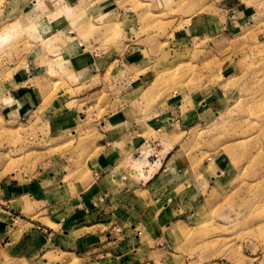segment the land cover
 <instances>
[{
	"label": "rangeland",
	"instance_id": "rangeland-1",
	"mask_svg": "<svg viewBox=\"0 0 264 264\" xmlns=\"http://www.w3.org/2000/svg\"><path fill=\"white\" fill-rule=\"evenodd\" d=\"M35 1L0 0V263H12L9 252L22 264L64 263L56 248L23 255L29 231L50 228L43 186L82 194L109 174L92 167L111 149L108 119L127 108L152 123L172 99L175 125L132 126L111 173L147 200L148 186H170L164 203L180 197L171 212L181 240L149 249L176 254L158 255L162 264H264V0ZM71 31L101 43L85 56L119 61L82 73ZM154 196L143 211L162 209ZM98 231L115 243L141 235L128 221Z\"/></svg>",
	"mask_w": 264,
	"mask_h": 264
},
{
	"label": "crops",
	"instance_id": "crops-1",
	"mask_svg": "<svg viewBox=\"0 0 264 264\" xmlns=\"http://www.w3.org/2000/svg\"><path fill=\"white\" fill-rule=\"evenodd\" d=\"M32 3L35 5L36 1L32 0ZM62 11L63 10L56 13V19L61 25L60 32L62 33L59 36L60 39H63L65 35L64 30L69 29L67 19H65L66 16H64ZM54 14L55 12L52 13V15ZM127 22H130V20L123 19L122 25L125 26ZM76 30H78L77 27ZM68 33L71 39L74 40L76 38L77 44L81 47V51H79L78 54L85 60L80 67L82 73L92 68L95 63L96 66H99L100 63L107 62L109 64L107 68H109L110 63L113 64L115 61H119L115 59V57H111V54L105 55L101 53L100 55L97 54V57L91 55V58L85 56L86 49L89 50L90 47L98 49L101 47V43L96 39L86 42V40L78 39L75 33L74 36H72V31ZM59 45L61 44H57L58 47ZM75 46L76 44L74 43L72 49L73 52L77 53L78 50L74 48ZM123 57V60L127 61L126 56ZM97 62L99 63L98 65ZM29 80H31L30 76ZM25 83L26 82L20 83V85L17 84V87ZM5 100L11 101L10 98ZM178 105L177 101H173L172 99L169 100L166 103V107H163L157 113L156 116L158 119L154 118L152 123H150L148 119L146 123H142L143 125L138 123L141 116L138 113L130 112L127 108H125L123 114H114L112 116L113 118H109L108 126L111 130L108 134V141L111 145V149L102 153L97 162L92 163V167H94L97 173L108 170L109 174L102 175L90 186H84L82 188V194L80 195L71 196L70 193H62L60 198L56 196L58 191L55 187L49 186L46 182V185L42 188L43 197L40 199L42 203H46L50 207L51 214L46 217L50 228H38V231H29V239H27L28 248L26 252L23 251V255L27 257L34 256L35 258V254L41 251L39 247L44 249L56 248L60 252V257L65 258L64 263L57 261L56 264H162V258L158 257V255L163 253L167 257L169 255L170 257L175 256L176 254L164 252L163 249L159 247H156L155 250H150L148 244L154 243L155 241L157 242L159 239H164L163 237L172 241L181 237L182 229L177 227V222L180 220L176 218L177 215L174 214L175 211L173 213L171 212L173 211L171 206L175 207V204H173L174 200L177 202L180 197H168V201L172 202L171 205L164 203V195L162 197L160 193H164L167 190L166 187L170 186H156V190L153 186H148L149 191L147 190V200L146 197H141V192H139H144L146 191L145 189L139 188L138 190L131 191L128 189L126 183L122 182L117 176L111 173L115 172L119 167V154L121 153V149L128 148V144L132 142L133 138L131 137V132L133 131H131L130 128H132V126L138 128L143 126L158 127L159 125H162L163 128L164 126L172 127L175 123H173V119H171L170 116L175 115L176 109L179 108ZM164 121L168 123L165 125ZM172 187L173 186H171V189ZM153 194L157 195L156 197L154 196L155 203L158 202L159 196L162 197L163 201L162 209H159L156 204L155 214L150 211H143V207L151 200V195ZM140 197L142 199H140ZM115 221L119 223L128 221L131 223L132 229L135 231L138 230L141 235L130 236L127 240L115 243L110 234H99L100 230L98 231V227L100 224L107 225ZM26 223L29 227L26 226ZM31 225L33 224L25 221L22 228L30 230ZM7 230V224L0 219V243L3 239L2 237L7 233ZM37 249L39 250L37 251ZM8 254L17 256V254L13 252H9ZM15 256L12 257L11 264H16V262L17 264H22L19 261V255L17 257ZM170 257L169 260L172 261L173 258L170 259ZM45 263L47 264L46 261ZM171 264L178 263L173 260Z\"/></svg>",
	"mask_w": 264,
	"mask_h": 264
},
{
	"label": "bare ground",
	"instance_id": "bare-ground-1",
	"mask_svg": "<svg viewBox=\"0 0 264 264\" xmlns=\"http://www.w3.org/2000/svg\"><path fill=\"white\" fill-rule=\"evenodd\" d=\"M146 153V152H145ZM146 155V154H145ZM147 157V156H146ZM142 158V157H141ZM141 158H139V159H141ZM144 158V157H143ZM143 158H142V160H143ZM144 162H142L141 160L138 162H136V165L135 166H137L138 168H141V164H143ZM145 164L147 165V163H146V161H145ZM145 166V165H144ZM152 167V166H151Z\"/></svg>",
	"mask_w": 264,
	"mask_h": 264
}]
</instances>
